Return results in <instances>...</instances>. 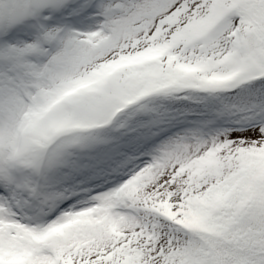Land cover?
I'll return each instance as SVG.
<instances>
[{
  "label": "snow or ice",
  "instance_id": "obj_1",
  "mask_svg": "<svg viewBox=\"0 0 264 264\" xmlns=\"http://www.w3.org/2000/svg\"><path fill=\"white\" fill-rule=\"evenodd\" d=\"M0 264H264V0H0Z\"/></svg>",
  "mask_w": 264,
  "mask_h": 264
}]
</instances>
